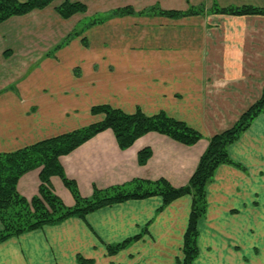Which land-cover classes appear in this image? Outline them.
<instances>
[{
  "label": "crops",
  "instance_id": "1",
  "mask_svg": "<svg viewBox=\"0 0 264 264\" xmlns=\"http://www.w3.org/2000/svg\"><path fill=\"white\" fill-rule=\"evenodd\" d=\"M66 1L86 12L61 18L56 9ZM249 6L264 11V0H55L0 23V154L98 123L103 115L91 114L94 107L162 112L201 139L185 146L150 132L121 150L105 130L58 161L83 199L134 180L184 187L209 139L261 97L264 15L212 10ZM124 8L134 14L113 16ZM189 10L196 13L159 14ZM93 20L101 22L89 25ZM144 149L151 157L140 166ZM227 152L242 168L220 165L208 184L193 264H264V111ZM38 176L39 169L30 171L17 183L27 201L38 195ZM50 185L74 207L60 178ZM190 206V196L165 206L153 196L104 207L0 243V264H80L78 256L91 264H179ZM136 236L107 254L106 246Z\"/></svg>",
  "mask_w": 264,
  "mask_h": 264
},
{
  "label": "trees",
  "instance_id": "2",
  "mask_svg": "<svg viewBox=\"0 0 264 264\" xmlns=\"http://www.w3.org/2000/svg\"><path fill=\"white\" fill-rule=\"evenodd\" d=\"M55 0H0V23L12 17L25 16L34 10H42ZM156 9H150L155 11ZM63 19H69L76 14L86 12V7L80 3L66 1L56 9ZM214 12L230 16L264 15V11L254 7L214 9ZM189 10L180 12H159L168 18H179L193 15ZM113 16L133 15L132 8L118 9ZM101 22L93 20L89 25ZM77 34V33H76ZM4 56H9L8 52ZM264 108V88L261 97L245 111L237 123L229 130L214 135L198 165L188 181L181 188H173L167 181L155 182L134 180L125 186H117L104 191H95L90 199L79 196L76 186L69 181L59 164V158L75 150L95 135L110 130L121 150L130 148L133 143L147 133L154 132L164 135L185 146H193L201 135L181 121L168 118L164 113L146 116L140 110L134 114H125L121 110L108 106H98L91 109V114H102L103 119L95 124L74 130L54 138L46 139L34 145L12 153L0 154V243L17 237L26 232L41 229L43 226L55 225L72 217L84 219L89 213L98 209L132 200H142L153 196L162 198L163 206L183 197H191L190 213L187 228L183 237L182 259L179 264H193L198 256L197 238L198 222L206 214V188L212 181L216 169L220 165H231L242 168L228 156L227 148L236 142L245 132L251 122ZM151 157L148 149L140 151L137 161L140 166L146 164ZM39 169L38 195L27 201L17 191L19 179L30 171ZM51 177H58L72 194L75 205L66 207L54 195L50 185ZM140 239L139 236L128 239L118 245L106 246L109 256L116 255L130 242ZM80 264H91V261L77 257Z\"/></svg>",
  "mask_w": 264,
  "mask_h": 264
},
{
  "label": "rangeland",
  "instance_id": "3",
  "mask_svg": "<svg viewBox=\"0 0 264 264\" xmlns=\"http://www.w3.org/2000/svg\"><path fill=\"white\" fill-rule=\"evenodd\" d=\"M249 7H250V6H249ZM229 8L233 9V8H237V7H229ZM241 8H242V7H241ZM214 9H216V8H214ZM214 9H212V10L214 11ZM217 9H219V8H217ZM224 9H228V8H224ZM82 17H83V16L74 17V18L71 19L70 23L73 25L75 22H79V20H81ZM81 28H82V27H81ZM247 110H248V109H247ZM247 110H245V111H247ZM245 111H244V112H245ZM263 111H264V108H263L262 112H263ZM244 112H243V113H244ZM262 112H261V113H262ZM124 113H125V112H124ZM134 113H135V112H134ZM134 113H133V114H134ZM243 113H242V114H243ZM261 113H260V114H261ZM125 114H127V113H125ZM242 114H241V115H242ZM260 114H259V115H260ZM165 115H166V114H165ZM259 115H258V116H259ZM166 116H167L168 118H171V117H169L168 115H166ZM258 116H257V117H258ZM257 117H256V118H257ZM256 118H255V119H256ZM172 119H174V118H172ZM255 119H254V120H255ZM175 120H176V119H175ZM254 120H253V121H254ZM253 121H252V122H253ZM252 122H251V123H252ZM236 123H237V122H236ZM231 128H232V127H231ZM231 128H230V129H231ZM228 130H229V129H228ZM243 133H244V132H243ZM241 135H242V134H241ZM241 135H240V136H241ZM234 163H235V162H234ZM206 202H207V201H206Z\"/></svg>",
  "mask_w": 264,
  "mask_h": 264
}]
</instances>
